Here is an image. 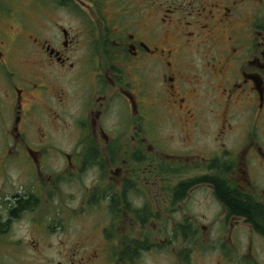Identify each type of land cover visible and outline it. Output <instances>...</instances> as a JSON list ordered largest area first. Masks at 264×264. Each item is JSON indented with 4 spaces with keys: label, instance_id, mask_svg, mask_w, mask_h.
<instances>
[{
    "label": "flooded vegetation",
    "instance_id": "1",
    "mask_svg": "<svg viewBox=\"0 0 264 264\" xmlns=\"http://www.w3.org/2000/svg\"><path fill=\"white\" fill-rule=\"evenodd\" d=\"M31 1L24 20L0 9V146L50 198L77 185L105 223L59 264H264V0ZM9 202L3 235L41 203Z\"/></svg>",
    "mask_w": 264,
    "mask_h": 264
},
{
    "label": "rangeland",
    "instance_id": "2",
    "mask_svg": "<svg viewBox=\"0 0 264 264\" xmlns=\"http://www.w3.org/2000/svg\"><path fill=\"white\" fill-rule=\"evenodd\" d=\"M32 4L31 0H0L1 14L9 15L10 10H12L15 13L17 12L19 19L24 20V11H26V8L31 10ZM61 18L64 19L63 14H61ZM1 22L4 25L11 26V22L8 23L5 20ZM16 57L19 59L20 57L21 59L27 58L24 54H19ZM164 122L165 120L162 119V125H164ZM12 147L0 146V211L3 218L6 219L8 216L10 208L8 203H10L9 200L12 195L29 193L34 195L35 200L37 199L41 203L34 206L33 210L22 215L21 219L13 224L8 235H0V264H59L64 261L63 252L81 251V255H89L97 248L98 244H101V238L98 231H96V226L101 227L100 230L105 226L101 212L95 213V211H92L87 213L86 210H82L80 207L84 201V194H77V185L67 182L61 184V189H59L63 191V196L56 195L50 198V195L46 194L45 190L37 185L36 179L32 178L25 162L19 161V156L14 157L11 161L6 158V153L8 154V150ZM34 147L37 148L38 146ZM58 147L60 151L68 153L73 151V148L68 145ZM53 154L54 152L51 153V155ZM62 158V154H60V158L50 160L47 170L64 169V165L67 163ZM199 162L195 161L193 163L199 164L194 168L208 169L207 164L204 165L202 161ZM159 163L161 169L170 166L167 164L169 162L164 159ZM148 164L146 163V166ZM44 178L43 180L48 182L47 177L44 176ZM79 184L81 187L90 186L91 178L89 174L84 175ZM87 189H84V191ZM70 195L77 197L72 198ZM48 196L49 198H47ZM62 202H67L77 214L74 217L67 215L69 213L67 210H63ZM219 207L213 193H211L207 218L210 220L209 226L212 234L213 232L217 233L216 228H221V225L213 224L211 219L214 215L220 213ZM62 214L66 215L64 216L66 223L62 219ZM224 215L226 214L221 205V216L224 217ZM150 264L156 263L150 261Z\"/></svg>",
    "mask_w": 264,
    "mask_h": 264
},
{
    "label": "trees",
    "instance_id": "3",
    "mask_svg": "<svg viewBox=\"0 0 264 264\" xmlns=\"http://www.w3.org/2000/svg\"><path fill=\"white\" fill-rule=\"evenodd\" d=\"M218 195L221 198V202H224L228 208H229V212L231 214H237V215H247V212L249 211L248 207H244L241 206L237 200V197L235 194L233 193H226L225 191H223V189L219 188L218 189ZM33 200H31L30 202H26L24 203L19 209H17L15 212L17 213H21L22 211L27 210L31 207V202ZM7 229V226H5L4 224H0V232L3 235L4 231Z\"/></svg>",
    "mask_w": 264,
    "mask_h": 264
}]
</instances>
